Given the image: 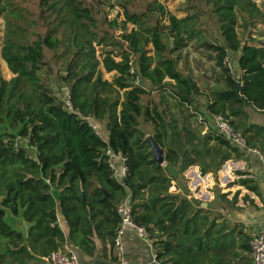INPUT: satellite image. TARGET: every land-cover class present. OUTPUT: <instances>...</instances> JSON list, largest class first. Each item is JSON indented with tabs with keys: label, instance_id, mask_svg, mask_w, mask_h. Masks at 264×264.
I'll return each mask as SVG.
<instances>
[{
	"label": "trees",
	"instance_id": "16d2710c",
	"mask_svg": "<svg viewBox=\"0 0 264 264\" xmlns=\"http://www.w3.org/2000/svg\"><path fill=\"white\" fill-rule=\"evenodd\" d=\"M113 1L0 0V53L12 73L0 77V264H36L32 249L43 259L67 239L88 255L99 240L113 256L117 204L127 197L134 222L150 232L157 264H241L226 224L209 223L186 198L184 173L198 166L217 178L244 154L206 124L208 115L228 119L264 154V126L243 110L264 108V2L179 0L175 12L161 0H118L121 12L109 18ZM190 49L211 54L210 67L195 75L185 61ZM228 53L240 76L229 72ZM202 72L212 79L207 92L198 84ZM89 118L104 126L108 141ZM147 134L164 149L163 164ZM108 150L126 157L125 186L112 176ZM174 180L184 193L170 192ZM9 214L27 229L14 227Z\"/></svg>",
	"mask_w": 264,
	"mask_h": 264
},
{
	"label": "crops",
	"instance_id": "0c3cea01",
	"mask_svg": "<svg viewBox=\"0 0 264 264\" xmlns=\"http://www.w3.org/2000/svg\"><path fill=\"white\" fill-rule=\"evenodd\" d=\"M185 54L187 64L195 75L200 70L199 68L203 67V64L205 68L210 67L209 58H211V54L206 58L200 49H190L185 51ZM235 73L237 76L241 75L238 67ZM201 74L209 81L208 86L206 85L204 89L201 88L207 92L211 87L210 85H212V80L204 72ZM218 86L220 87L214 89L225 88L224 85ZM206 104L205 99L201 100L203 110L206 108ZM243 110L248 116L247 121L264 126V108L244 106ZM240 117L241 115H238L234 118ZM90 121L96 125L99 135L108 141V134L104 126L97 123L93 118ZM199 127L203 129V133L206 132V128L205 130L203 127ZM241 151L244 153L243 156L239 158L234 156L229 159L217 181H215L212 173L202 175L198 166L189 167L184 174L188 179V189L190 191L185 196L191 200L196 208H202L200 214L207 216L209 223L226 224L229 241H234L235 259L244 257L245 259H241V264H251L250 240L264 223V160L256 153ZM244 178L248 180L247 184L241 182ZM170 188L171 192L184 193V187L181 184L178 185L175 180L172 181ZM7 217L12 225L17 226L20 224L21 228L24 227V231L27 229L26 222L21 219L22 217L15 218L10 214ZM58 220L60 226L61 222L65 220L60 212ZM245 238L248 239L247 249L242 247ZM123 241L128 264H157L152 245L142 240L134 229H126ZM42 242H44V239ZM65 247H70L76 252L79 264H118L115 247L113 256L109 251L104 254L99 240H96V251L93 255H88L79 247L70 245L68 239ZM32 253L39 258L36 264H50L44 258L41 259L39 249H32Z\"/></svg>",
	"mask_w": 264,
	"mask_h": 264
},
{
	"label": "built area",
	"instance_id": "2783aa9c",
	"mask_svg": "<svg viewBox=\"0 0 264 264\" xmlns=\"http://www.w3.org/2000/svg\"><path fill=\"white\" fill-rule=\"evenodd\" d=\"M132 59L130 62L131 72L134 73L136 71V65ZM226 66L231 74H235L236 65L233 60V55L228 53L226 58ZM62 96L65 101V106L68 110L73 109V103L71 100L70 89L68 86L62 87ZM91 118H89L90 121ZM199 119L203 121L204 117L199 116ZM207 125H211L216 129V131L223 135L230 143L244 151H248L251 153H256L260 156L262 160H264V154L261 153L256 148L248 147L246 144V140L240 132L235 131L229 123V120L223 117L222 115H211L207 116ZM90 124L95 129L96 133L99 134L96 125L90 121ZM207 129V126H206ZM108 157V164L112 171V176L116 178V180L123 186L126 184V179L128 176L127 168H126V157L123 153L118 152L115 153L111 150L106 152ZM134 209L132 200L130 197H127L120 201L117 204V214L119 217V228L115 237L114 247L118 264H128L125 257V246H124V234L127 228H132L135 230L137 235L144 240L145 242L152 245V240L150 238L149 230L142 225L136 224L134 222ZM251 246V264H264V223L259 228L257 233L252 236L250 240ZM46 261L50 264H79L78 256L76 252L70 248L65 247L64 249L52 252L49 256L44 257Z\"/></svg>",
	"mask_w": 264,
	"mask_h": 264
},
{
	"label": "rangeland",
	"instance_id": "374dc122",
	"mask_svg": "<svg viewBox=\"0 0 264 264\" xmlns=\"http://www.w3.org/2000/svg\"><path fill=\"white\" fill-rule=\"evenodd\" d=\"M162 2H164V4L167 6V8L171 11H175L177 9V7L179 6V0H173V1H166V0H161ZM258 4H261L262 2H264V0H256ZM118 0H114L113 1V4H116L114 7L113 6H107L105 7L106 9V12L109 13V18H113L117 15L118 12H121V8L119 5H117L118 3ZM176 12V11H175ZM122 19V18H121ZM259 29L261 30L262 32V35L259 36L261 38V40H263L264 42V25H261L259 27ZM4 30H5V20L0 17V36L2 37L4 35ZM259 42L257 41V44ZM0 50H1V45H0ZM185 56V55H184ZM185 59V57H183ZM184 59L181 61V67H184ZM186 61V59H185ZM12 75L11 71L9 70L8 66H7V63L5 62V60L2 58L1 56V53H0V77H4V78H10ZM106 76L108 78L111 77L110 74H106ZM211 79V78H210ZM212 80V79H211ZM198 84H199V87L204 89L206 87V85L208 86L209 84V81L208 79L204 78L203 75L201 74L200 77H199V80H198ZM53 88H57V82L56 80L53 81ZM215 88L217 87H220V86H214ZM57 91H58V88H57ZM227 163V162H226ZM226 163L223 165V167L219 170L218 172V176L221 175V171L222 169L224 168V166L226 165ZM219 177L215 178V181L218 180ZM171 188H170V192H171ZM7 221H9V218L7 217Z\"/></svg>",
	"mask_w": 264,
	"mask_h": 264
},
{
	"label": "water",
	"instance_id": "95a60500",
	"mask_svg": "<svg viewBox=\"0 0 264 264\" xmlns=\"http://www.w3.org/2000/svg\"><path fill=\"white\" fill-rule=\"evenodd\" d=\"M240 90V85L237 86L236 91L239 92ZM146 139L150 142L151 144V149L150 151L153 154L154 159L159 163V164H163L165 159H164V149L160 146V144L156 141V139L154 138V136L152 134H147ZM106 195H108V193H106ZM61 227L63 229V231L68 234L69 233V224L63 220L61 222ZM22 229H24V227H22Z\"/></svg>",
	"mask_w": 264,
	"mask_h": 264
}]
</instances>
